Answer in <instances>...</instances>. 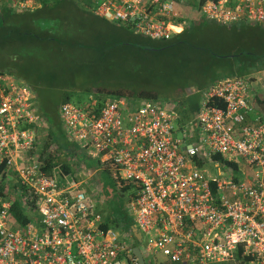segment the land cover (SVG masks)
Wrapping results in <instances>:
<instances>
[{"label": "built area", "instance_id": "1", "mask_svg": "<svg viewBox=\"0 0 264 264\" xmlns=\"http://www.w3.org/2000/svg\"><path fill=\"white\" fill-rule=\"evenodd\" d=\"M91 2L94 15L155 41L189 28L195 14L226 26L264 25V0ZM5 4L25 9L38 1L0 0ZM2 79L0 167L8 171L0 194V264H139L136 246L145 264H264V114L251 116L250 79L228 77L206 88L185 129L168 103L107 97L100 106L95 99L60 104L76 150L139 184L127 205L141 234L137 244L133 235L102 226L82 182L43 171L33 92L23 81ZM209 167L218 176L207 175ZM15 197L31 218L24 226L11 215Z\"/></svg>", "mask_w": 264, "mask_h": 264}, {"label": "trees", "instance_id": "2", "mask_svg": "<svg viewBox=\"0 0 264 264\" xmlns=\"http://www.w3.org/2000/svg\"><path fill=\"white\" fill-rule=\"evenodd\" d=\"M37 1L38 4L32 8L16 9L7 4L0 7V76L4 83L23 81L31 88L33 108L40 119L39 132L47 131L43 139L38 135L39 155L36 157L44 172L58 176L61 181L67 177L77 181L76 170L68 159V156L76 155L77 148L63 132L59 113L61 103L76 98V105H81L95 99L100 106L107 97L130 98L127 91L133 94V98L136 95V98L158 97L155 92H133L132 84L124 83L119 87L112 85L115 89L108 92H104V84H100L91 92V85L98 83L103 76L116 81L122 77L126 80L141 78L142 74L140 72L139 75L135 64H139L140 60L142 63L146 59L148 61L146 54L153 55L149 58L152 67L147 71H154L156 78L161 76L162 68L172 67L174 70L173 62L183 67L194 64L199 77L211 70H226L209 83L228 76L255 80L264 73V25L246 23L226 26L196 18L195 14V21L190 25L196 24L193 29L186 28L168 41H155L135 34L126 25L94 15L91 0ZM126 48L131 50L130 54H123ZM201 83L198 81L199 92L209 86ZM186 87H183L186 98L177 95L180 100H176L179 105L182 104L181 115L177 119L181 129L194 120L192 115L199 109L198 104L187 99ZM78 89L86 91V100L81 99L76 92ZM55 90L62 94L58 101H54L57 98H50ZM52 145L54 149H51ZM76 158L79 160L80 156L76 155ZM213 160L219 165L222 162L219 156H213ZM97 164V174L104 172L112 177L114 186L118 188L116 191L120 192L116 197L119 199L127 194V202L123 206L118 204L108 213L97 209L102 226L132 235L134 222L127 214V205L136 197L139 184L121 179L110 162ZM196 165L203 164L196 161ZM226 165L236 169V165ZM3 168L1 166L0 170ZM3 171L0 194L7 186L4 176L8 170ZM11 215L21 226L31 220L20 197L14 198ZM132 239L137 244L133 236Z\"/></svg>", "mask_w": 264, "mask_h": 264}, {"label": "rangeland", "instance_id": "3", "mask_svg": "<svg viewBox=\"0 0 264 264\" xmlns=\"http://www.w3.org/2000/svg\"><path fill=\"white\" fill-rule=\"evenodd\" d=\"M185 13L187 15L192 16L193 15V10L191 9H185ZM196 26V24L192 25L189 27V29H193ZM191 32V31H190ZM211 37V36H210ZM209 37V38H210ZM129 48L124 49L123 54H130ZM153 55L151 54H146L145 58H148V61L146 59L145 62H140L139 64H135L136 70L138 71L139 75L140 72L142 74L141 78L136 77V79L126 78L122 77L119 78L118 81L109 79L108 76H103V78L98 82V83H93L92 90L97 89V87L100 86V84H104L103 90L104 92L110 91V89H115L113 86H121V84H132L133 86V92L138 93H156L157 98H136L138 95H136L135 98L131 97L130 91H127L128 96L130 98H127L131 102H138L139 100H153L158 103H164V102H173V100H180V98L183 97V99L186 98L184 96V88L186 85H184L186 82L188 83V86L185 88L187 89V93H190V95H187L189 100L195 99L197 101L198 95L201 92L200 88L198 86V81L199 83H204L207 84L209 83L214 77L221 76L223 73H226L225 69H215L211 70L209 73H206L204 75H201L200 77L198 76L197 69H194L195 66L194 64L188 65L187 67H183L181 64L174 63V70L172 67L169 69L167 67L162 68L161 70V76H156L154 77V71L148 72L152 67V63H150L149 58H152ZM145 69V70H142ZM142 70V71H140ZM92 77L94 78L93 74ZM178 77V78H177ZM170 79V82H169ZM137 80V81H136ZM130 81V83H129ZM140 83V85H138ZM201 83V84H202ZM167 84H170L169 86ZM113 85V86H112ZM131 86V85H130ZM55 94L51 95L50 98H57L54 101H58V98L62 96L61 92L59 90L54 91ZM81 95V99H87V93L84 89H78L76 90ZM90 92V93H91ZM186 93V92H185ZM126 95V94H124ZM177 95H180V98L177 97ZM175 98H172L174 97ZM177 97V98H176ZM79 101H82V100ZM78 100L76 98H71V103L76 104ZM176 104V102H175ZM182 107V105H180ZM180 106L178 109H180ZM191 116V115H190ZM188 117V116H187ZM63 129V128H62ZM187 131V130H186ZM65 132V130L63 131ZM47 131L46 130H40L39 136L41 139H43L46 136ZM66 134V132L64 133ZM67 137V136H66ZM40 140V138H39ZM76 155H79L80 158H76V155H70L68 156V159L70 160L69 162L72 163L75 173H76V178L77 181L82 182V188L83 191L89 196L93 204L95 205L96 210L99 209H104L107 213L116 205H124L125 202H127V194L125 193L124 197L117 198L116 195H119L118 188L114 186V182L112 177L107 175L104 172H98L97 174V167H98V161L97 158H93L89 156L88 154L82 152V151H75ZM80 153V154H79ZM207 175L210 176H218L216 173H212L211 168H207ZM96 172V173H95ZM127 181V180H126ZM132 184V182H130ZM133 187V184H132ZM132 189V188H131Z\"/></svg>", "mask_w": 264, "mask_h": 264}, {"label": "crops", "instance_id": "4", "mask_svg": "<svg viewBox=\"0 0 264 264\" xmlns=\"http://www.w3.org/2000/svg\"><path fill=\"white\" fill-rule=\"evenodd\" d=\"M255 76H256V74H255ZM228 77H234V76H228ZM228 77H224V78H221V79H218V80L214 81L213 83L206 84V85H209L206 88H209L215 82H217L219 80H223V79L228 78ZM237 77H239V76H237ZM251 82H252V86H253V90H254V93H253V96H252V103H253V106H254V110L252 111L251 116L254 117L257 114L258 115H263L264 114V73L262 72L261 75H258L257 78L255 80H251ZM187 95H190V93H187ZM198 98H199V100L197 99V101H195V99H193L192 100V103L195 102L196 104H198L200 106V101H201L200 94L198 95ZM187 99H189V98H187ZM175 102H176V99L173 100V102L171 101L169 103L167 101V102H164V103H168L173 108V110L175 111V113L177 114V116L180 117V115H181L180 112L182 111V107L177 102L175 104ZM179 106H180V109H178ZM195 115H196V113H194L192 115V119H194Z\"/></svg>", "mask_w": 264, "mask_h": 264}, {"label": "water", "instance_id": "5", "mask_svg": "<svg viewBox=\"0 0 264 264\" xmlns=\"http://www.w3.org/2000/svg\"><path fill=\"white\" fill-rule=\"evenodd\" d=\"M131 232H132V235L134 236V238L137 240V242H140L141 241V234L137 231V228L135 225L132 226ZM133 253L137 257L139 264H145L143 254H142V252L138 246L133 248Z\"/></svg>", "mask_w": 264, "mask_h": 264}, {"label": "clouds", "instance_id": "6", "mask_svg": "<svg viewBox=\"0 0 264 264\" xmlns=\"http://www.w3.org/2000/svg\"><path fill=\"white\" fill-rule=\"evenodd\" d=\"M195 21V20H194Z\"/></svg>", "mask_w": 264, "mask_h": 264}]
</instances>
